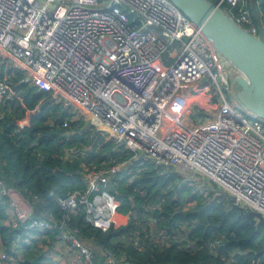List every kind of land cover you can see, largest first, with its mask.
I'll use <instances>...</instances> for the list:
<instances>
[{
	"label": "built area",
	"instance_id": "built-area-1",
	"mask_svg": "<svg viewBox=\"0 0 264 264\" xmlns=\"http://www.w3.org/2000/svg\"><path fill=\"white\" fill-rule=\"evenodd\" d=\"M216 4L239 28L257 35L250 0ZM0 60L22 72L18 83L48 92L73 119L99 126L116 147L155 167L175 169L183 179L200 176L245 212L264 218V122L226 101L235 70L169 0H0ZM204 82L219 103L213 118L187 126L168 114L181 87ZM13 88L0 79V101L14 98ZM118 170L89 172L84 190L55 199L59 209L82 211L87 224L109 230L119 202L106 186ZM0 200L4 223L14 230L23 226V213L1 181ZM66 222L68 216H41L23 226L35 232L27 236L52 245L46 264H64L62 257L70 253L77 264H131L106 249H99L96 260L98 250L74 229L67 232ZM153 237L160 244L169 240L163 229ZM20 242L17 236L7 251L0 237V264H21Z\"/></svg>",
	"mask_w": 264,
	"mask_h": 264
},
{
	"label": "trees",
	"instance_id": "trees-1",
	"mask_svg": "<svg viewBox=\"0 0 264 264\" xmlns=\"http://www.w3.org/2000/svg\"><path fill=\"white\" fill-rule=\"evenodd\" d=\"M255 2L264 23V0ZM252 21L255 24L253 17ZM22 76L0 60V79L10 82L16 94L0 101V181L7 197L18 203L23 226L35 217L68 216L66 227L98 250L96 260L101 257L99 249H106L131 264H264V227H257L253 218H241L226 197L218 194L206 199L179 171L135 158L116 147L107 133H92L93 125L84 128L85 121L73 119L59 103L50 102L48 92L18 83ZM210 89V82H204L195 91H203L206 102L217 103ZM202 111L198 108L204 119ZM118 166L106 186L119 202L116 223L109 230L102 232L87 224L82 211L70 215L59 209L55 199L84 190L89 172L108 173ZM5 206L0 200L3 248L11 250L20 236L21 264H43L48 251L39 258L33 256L30 250L37 239L26 234L35 232L7 226ZM146 209L150 217L143 216ZM150 225L163 229L169 240L160 244Z\"/></svg>",
	"mask_w": 264,
	"mask_h": 264
},
{
	"label": "water",
	"instance_id": "water-1",
	"mask_svg": "<svg viewBox=\"0 0 264 264\" xmlns=\"http://www.w3.org/2000/svg\"><path fill=\"white\" fill-rule=\"evenodd\" d=\"M169 1L202 31L214 49L238 73L234 79L235 98L245 110L264 122V24L255 0H250V10L257 27L256 36L239 28L216 3L209 0ZM220 193L226 197L229 206L238 210L241 218H253L257 227H264V218L260 214L245 212L227 193ZM65 230L74 234L66 226Z\"/></svg>",
	"mask_w": 264,
	"mask_h": 264
},
{
	"label": "rangeland",
	"instance_id": "rangeland-1",
	"mask_svg": "<svg viewBox=\"0 0 264 264\" xmlns=\"http://www.w3.org/2000/svg\"><path fill=\"white\" fill-rule=\"evenodd\" d=\"M196 88H197L196 86L192 88L181 87L179 93L175 96V98L169 104L167 108L169 115H172L175 118L179 119L181 122H183L184 125H187V126H194L198 122L204 121L206 118L207 119L213 118L214 117L213 115L216 113V109L219 105V103L206 102V96L204 94H201V92L199 91L198 92L195 91ZM234 88H235L234 82L231 81V78H230V88L228 91H224L225 99L233 107L240 109L242 107L239 105L237 99L235 98ZM198 108L203 110L202 114L205 116L204 119H202V115H199L200 112H198ZM191 115H193L195 118L192 117ZM0 116H2L1 113H0ZM82 122L84 123V121ZM88 124L93 125L92 123H88L86 121L83 124L85 125L84 128H86ZM90 129L92 130V133L101 131L100 127L99 126L97 127L95 125H93L92 128ZM125 166H127V164H125ZM188 174L191 175L190 173ZM190 178H191L190 180H187V179H184V180H187L195 188V192L196 191L202 192L206 199L209 198L211 200L213 198H217L218 194H220L221 196H224L220 193L219 188H216L214 185L207 182L204 178L197 176V175H192L190 176ZM190 206H192V204L185 206L183 211H186ZM143 216L144 217L151 216L150 212H148V209H146V212L143 214ZM151 229L152 231H155L156 227L151 226ZM142 230H144V227H142ZM36 241L37 242L33 244V247L30 250L31 252H33V256L35 258H39L42 252H45V251L51 252V249L53 250L50 242L47 243L45 240H42L41 238H37ZM44 241H45V244H44ZM62 258L66 260L64 264H77L76 258H74V255H72V253H70L68 257L63 256ZM43 259L44 260H42V263L46 264L47 263L46 257H44ZM48 264H61V263L59 260L58 263L51 261Z\"/></svg>",
	"mask_w": 264,
	"mask_h": 264
},
{
	"label": "crops",
	"instance_id": "crops-1",
	"mask_svg": "<svg viewBox=\"0 0 264 264\" xmlns=\"http://www.w3.org/2000/svg\"><path fill=\"white\" fill-rule=\"evenodd\" d=\"M230 73H231V75H230L231 81L234 82V78L238 76V73L235 72V71H231ZM52 102H53V100H52ZM1 248H2V246H1V244H0V249H1Z\"/></svg>",
	"mask_w": 264,
	"mask_h": 264
}]
</instances>
